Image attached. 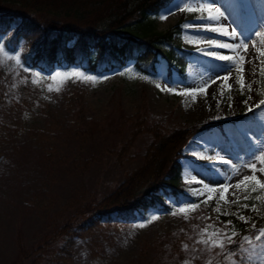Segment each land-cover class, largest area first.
<instances>
[{
  "label": "rangeland",
  "instance_id": "rangeland-1",
  "mask_svg": "<svg viewBox=\"0 0 264 264\" xmlns=\"http://www.w3.org/2000/svg\"><path fill=\"white\" fill-rule=\"evenodd\" d=\"M198 2L174 0L151 17L154 30L160 32L179 23L176 48L189 60L184 73L161 55L155 75L141 73L133 67L134 61L102 73L79 66L45 73L30 69L23 60L36 38L22 35L9 41L12 31L0 32V264H30L32 252L34 255L46 249L56 228L82 216L89 204L119 189L131 172L145 164V151L153 134L143 130L132 135L129 124L118 121L122 115L128 120L138 113L145 114L147 122L164 131L226 122L222 131L213 126L195 134L180 159L183 191L195 200L203 201L207 195L213 199L200 203L188 219L180 213L170 214L172 202L177 201L170 194L163 196L170 210L150 209L144 218L133 221L120 220L114 212L109 220L104 218L96 225L78 228L80 234L69 244L67 241L65 249L56 246L52 261L45 264H264V248L255 239L257 230L264 227V189L252 180L236 186L244 176L253 174L237 166L264 148V104L256 107L264 100V57L260 56L264 51V0H210L220 10L211 14L220 18L225 35L195 27L207 22V12L180 10L196 7ZM170 9L171 13L161 19ZM185 25L192 27L186 30ZM232 29H236L238 37L239 33L252 35L247 52L253 61L248 63L245 56L240 65L243 73H233L228 81L231 89L225 85L221 95L218 84L224 82L217 74H224V62L203 55L201 50L210 48L233 56L244 55V50L213 48L199 37L207 35L218 43H234L230 39ZM161 46L163 50L171 47L167 41ZM9 57H18L21 64ZM74 70L110 78L95 83L50 78L58 71ZM238 75L245 82L243 92ZM214 76L216 82L198 92L194 103L190 97L167 90L197 89ZM49 87L53 90L48 91ZM78 94L85 103L83 120L74 115ZM89 126L92 132L87 131ZM209 147L214 151H208ZM260 167L258 161L257 168ZM234 171L239 175L229 180ZM255 175L264 181L259 171ZM225 183L230 185L227 191L221 187ZM205 184L216 191L209 193ZM190 189L204 195H194ZM187 200L192 199L183 196L180 202ZM217 207L219 212L214 210ZM153 214L159 218L145 227L136 226ZM225 222L231 223L226 227ZM209 225L203 239H209L216 229L221 234L234 235V239L231 243L225 239L223 250L199 243L202 230ZM173 235L180 238V246L174 250ZM245 236L251 240L244 242ZM204 249L207 250L203 252Z\"/></svg>",
  "mask_w": 264,
  "mask_h": 264
},
{
  "label": "trees",
  "instance_id": "trees-1",
  "mask_svg": "<svg viewBox=\"0 0 264 264\" xmlns=\"http://www.w3.org/2000/svg\"><path fill=\"white\" fill-rule=\"evenodd\" d=\"M172 1L0 0V32L13 30L9 41L22 35L36 38L31 49L23 54V60L30 69L46 73L76 66L92 73H102L121 68L134 60L133 67L140 72L155 75L160 55L170 65H178L183 73L188 60L179 54L175 42V34L181 30L180 27L175 25L162 32L156 31L151 19ZM166 41L171 47L163 50L161 45ZM262 70L264 84V62ZM75 102L78 109L74 115L83 120L85 103L79 94ZM123 116L118 121L129 124L132 135L143 130L153 134L145 151V164L131 172L119 189L96 204L87 205L81 218L56 228L46 249L34 255L32 252L30 264L52 261L56 246L65 249L64 244L67 241L69 244L80 234L78 228L96 225L104 218L109 220L113 212L120 220L133 221L144 218L150 209L170 210L171 207L163 200L165 194L172 195L179 202L183 196L196 199L181 188L179 158L194 134L212 126L221 127L224 121L164 131L155 123L147 122L145 114L138 113L128 120ZM87 131L92 132V127L89 126ZM178 236H172L173 250L180 246Z\"/></svg>",
  "mask_w": 264,
  "mask_h": 264
},
{
  "label": "snow or ice",
  "instance_id": "snow-or-ice-1",
  "mask_svg": "<svg viewBox=\"0 0 264 264\" xmlns=\"http://www.w3.org/2000/svg\"><path fill=\"white\" fill-rule=\"evenodd\" d=\"M177 8L180 9V5L177 4ZM180 10H184L187 12H196V13H204L207 12L208 16H207V22L204 23L203 25H199V26H195L197 29H206L207 31H211V32H218L220 35H225L226 30H225V26L220 25L219 24V20L220 18L213 16L211 13L213 11L219 13V8H216L214 6L213 3L210 2V0H199L198 4L196 7H187L184 9H180ZM171 13V9L169 10V13H166L165 16L161 17V19L166 18V16L168 14ZM220 16L222 17L223 14L221 13ZM192 26L189 25H185V29L187 30L188 28H190ZM257 36L261 35L260 32H256L255 33ZM230 39L232 41H235L234 43H225V42H217L215 39H213L210 36H201L199 37V40L201 42L206 41L211 47L213 48H224V49H228L229 51H233V50H240L243 49L244 50V55H238V56H233V55H227V54H222L220 52H216V51H212L210 48H204L202 49V54L206 55V56H210L215 58L217 61H221L224 62V74L220 75L217 74V76H219L220 79L223 80V84H218V88L221 89L220 94L223 95V89L225 87V85H227V87L229 89H231V85H228V81L229 79H231L232 74L233 73H243L244 69L242 67H240V65L244 62L245 56L248 57L247 62L248 63H252L253 61V57L251 56L250 53L247 52L248 49V43L249 41L252 40V35H245L244 33H239V37L237 36V31L236 29H232L231 33H230ZM0 51H3V47L0 46ZM260 56L264 57V51L260 52ZM9 59H15L16 63L19 65L21 64V61L18 57H9ZM26 71H28V69H25ZM117 74H123V73H117ZM52 80H56L58 78L60 79H71V78H77L80 79L81 82H97L98 80H102V79H108L110 78L109 76L105 75V76H101V77H97V76H93V75H89V74H85V73H80L78 71H71V72H56L54 75H52L50 77ZM217 77H210L209 81H207L205 83V85H202L201 87L197 88V89H192L190 91H186V92H179L178 89H172L170 87L167 88V90L169 92L175 93V94H180L186 97H190L191 101L194 103L196 101V95L198 92L200 91H204V89L208 86H210L211 83H215L216 82ZM237 80L240 83V87H241V91L243 92V89L245 87V82L243 80L242 75H238L237 76ZM35 82V81H33ZM75 82V81H74ZM157 88H160L161 91H164L165 88H162L160 84H156ZM167 87V86H166ZM249 90L251 89V85H248ZM53 89L51 87L48 88V91H52ZM56 91H59V88L56 89ZM207 96V93L205 92V97ZM248 99L250 100L251 97H248ZM247 100L245 101V104H247ZM219 104V102H218ZM260 104H264V100H261L259 102V104L256 105L257 108L260 107ZM229 107H231V105H229ZM249 111H252V108L249 107ZM259 161V163L261 164L260 168H257V162ZM225 164H228V160H224ZM239 167H245L248 170L252 171V175L251 176H244L243 179L241 181H239L236 186L239 187L240 183H243L244 181H248V180H252L255 181V184L259 186L260 189H264V181H262L260 178H258L255 175L256 171H259L262 175H264V148L259 149L258 153H252L251 157L249 158L248 161H246L242 166H237ZM234 175H239L238 171H234L232 173V175L228 176V179L231 180L232 176ZM230 185L225 183L223 185H221V187L224 189V191H227L228 187ZM205 188H208L209 193L216 191L215 188H210L207 184L204 185ZM190 192H192L194 195H204V193L200 190H189ZM253 191H255V188H253ZM221 199H223V196L220 197ZM247 199V197H245ZM213 199V197L211 195H207V198L203 201L200 200H187L184 202H179V201H173V207L170 211L171 215H176L177 213L183 214L185 219H188L189 216L188 214L191 212H194L198 209L199 204L200 203H205L207 204L208 200ZM258 199V197H257ZM245 207H247V205H245ZM215 211L219 212L220 209L219 207H217L216 209H214ZM159 218L158 214H153L150 217H148L146 220L142 221L141 223H139L138 227H145L146 224L148 223H152L154 222L156 219ZM240 220L244 221L245 223H247V220L245 217L240 216L239 217ZM231 222H225V226L227 227L228 224H230ZM211 227V225L206 226V228L204 230H202L201 233V240L199 241V243L201 244H205V245H210L211 248H220L221 250H223V248L225 247V239H227L229 241V243H231V241L234 239V235L233 236H229L227 234V232H224L223 234H221L219 229L214 230L211 235L209 236V239L205 240L203 239L204 235H208L207 232V228ZM253 228L255 229V225H253ZM233 233H234V229H233ZM213 237H217V239H213ZM255 239L257 242L261 243L262 248H264V227L260 228L259 230H257V233L255 235ZM251 240V237L249 236H245L243 238L244 242H249ZM185 249H187V245H184ZM241 250L243 251V248H241ZM229 255L231 256V253H229ZM187 264V262H186ZM231 264H235V261H232Z\"/></svg>",
  "mask_w": 264,
  "mask_h": 264
}]
</instances>
